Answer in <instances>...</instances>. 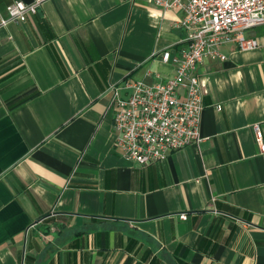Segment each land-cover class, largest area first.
<instances>
[{"label":"crops","instance_id":"crops-1","mask_svg":"<svg viewBox=\"0 0 264 264\" xmlns=\"http://www.w3.org/2000/svg\"><path fill=\"white\" fill-rule=\"evenodd\" d=\"M181 16L45 0L0 26V264H264V29L197 64L201 141L147 165L115 144L106 89L171 75Z\"/></svg>","mask_w":264,"mask_h":264},{"label":"built area","instance_id":"built-area-1","mask_svg":"<svg viewBox=\"0 0 264 264\" xmlns=\"http://www.w3.org/2000/svg\"><path fill=\"white\" fill-rule=\"evenodd\" d=\"M44 1L13 0L6 6L7 16L0 17V26L24 21ZM150 1L161 10L182 13L183 45L177 54L170 50L162 53L164 61L173 63L174 72L153 81L127 79L106 89L110 93L108 107L113 108L115 144L126 158L140 165L163 161L170 152L202 140V95L206 89L196 73L197 64L207 58L225 59L221 47L229 43L241 50L259 46L258 37L247 32L255 27L264 29V0ZM253 130L264 152V134L258 124Z\"/></svg>","mask_w":264,"mask_h":264}]
</instances>
